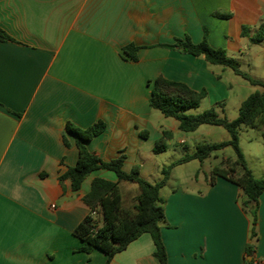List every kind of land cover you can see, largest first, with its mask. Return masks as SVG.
<instances>
[{"label":"crops","instance_id":"1","mask_svg":"<svg viewBox=\"0 0 264 264\" xmlns=\"http://www.w3.org/2000/svg\"><path fill=\"white\" fill-rule=\"evenodd\" d=\"M263 21L264 0H0V28L14 39L0 40V264H105L99 250L81 252L73 232L91 213L83 197L93 179L116 182L117 176L96 170L78 191L69 179L59 180L79 157L67 123L86 129L104 121L106 130L87 149L105 161L124 151L126 172L139 164L144 179L155 178L161 170L156 142L164 131L180 129L177 120L166 127L168 120L151 107L148 81L162 75L206 89L212 105L231 90L225 70L160 45L186 36L199 43L207 28L212 47L241 52L248 38L242 27L252 35ZM129 44L140 47L136 62L123 59ZM260 146V162L247 163L264 178ZM122 183L134 182L119 184L124 206L132 208L140 187L127 199ZM240 193L222 177L167 192L161 234L168 264H245L251 223ZM257 231L253 260L264 264V192ZM155 250L144 233L109 264H160Z\"/></svg>","mask_w":264,"mask_h":264},{"label":"trees","instance_id":"2","mask_svg":"<svg viewBox=\"0 0 264 264\" xmlns=\"http://www.w3.org/2000/svg\"><path fill=\"white\" fill-rule=\"evenodd\" d=\"M215 15L223 18L231 17L230 14L225 13ZM207 34L208 30L205 28L204 38L199 43H194L189 36H186L176 38L173 44L160 46L183 54L203 57L209 65L229 69L252 86L259 87V90L250 94L241 103L238 117L229 120L225 116H220L215 107L197 114L187 113L200 106L202 100L207 97L206 89L196 91L184 83L166 79L162 75L148 81V85L152 87L149 102L153 109L158 110L165 117L177 120L179 129L183 132H195L203 125L220 126L229 133V140L198 144L193 153L185 154L179 160L165 166L161 171L162 178L158 182L151 183L140 175L139 164L135 165L131 172L123 169L126 160L124 151H121L118 157L105 161L87 149L85 143L106 130L107 125L104 121L100 120L86 129L79 128L70 122L67 123L66 133L77 137L79 157L77 164L61 174L59 180L63 182L69 179L72 190L78 191L87 177L96 170H109L117 176L116 182L94 178L90 191L83 197V202L89 207L91 213L73 232L83 243L80 248L81 252L89 254L94 250H99L106 257L105 264H109L117 253L125 250L144 233H148L156 247L155 257L160 264H168V254L161 234L162 227L166 225V198L162 196L161 191L168 184L172 169L192 160L203 163L215 152L231 147L235 153L234 161L225 168L214 167L208 182L213 185L216 177H222L239 187L241 191L239 202L251 223L249 243L245 251V264H256L253 258L258 241L259 197L264 192V178H257L249 167L240 147V133L243 128H253L259 130L264 139V82L241 70L240 63L230 57L226 49L212 47L208 42ZM242 36L248 37L252 44L261 43L264 40V21L259 24L258 30L252 35L249 34V27L243 26ZM0 40L14 41L2 28H0ZM139 49L140 47L134 44L125 46L122 50L123 59L138 61ZM217 105L223 107L222 103ZM142 135L147 136L146 133ZM172 137L173 134L170 131H164L153 151L155 153L166 151ZM64 142L69 146L66 136H64ZM121 182H134L140 187L138 203L132 208L124 206L119 188Z\"/></svg>","mask_w":264,"mask_h":264},{"label":"rangeland","instance_id":"3","mask_svg":"<svg viewBox=\"0 0 264 264\" xmlns=\"http://www.w3.org/2000/svg\"><path fill=\"white\" fill-rule=\"evenodd\" d=\"M246 47L241 52H227L228 55L236 59L240 63V68L244 72L251 75L253 78L264 82V40L259 44H252L249 38L245 39ZM217 71L225 70L224 79L231 86L230 96L224 102L223 107L212 105L209 98L202 100L197 109H191L187 113L197 114L212 107H215L220 116H225L229 120H234L238 117V110L241 103L253 92L259 90V87L252 86L243 78L235 75L229 69H223L220 66H213ZM156 114H161L156 111ZM162 116V115H161ZM166 127H170L173 122H177L173 118L163 117ZM169 129V128H168ZM186 139V146L179 144L180 139ZM230 139V135L223 127L203 125L195 132H183L181 130L174 132L173 137L168 142L167 150L158 153L157 156L161 170L155 178L149 180L151 183L158 182L161 178V171L165 166H169L179 160L185 154H191L195 147L200 143H219ZM264 139L261 132L253 128H243L240 133V147L250 166H255L261 160V143ZM150 153L149 155H152ZM235 159V153L231 147H227L221 151L215 152V155L205 160L201 164L197 160H192L188 163L178 165L172 169L168 184L162 189L161 194L165 198L167 192H170L176 187H189L198 189L205 186V178L209 181L214 167H227L230 162ZM196 175H198L196 177ZM198 178V182L196 180ZM128 186H131L132 192L126 195ZM121 190L124 197L127 199L137 195L140 190L135 183H122Z\"/></svg>","mask_w":264,"mask_h":264},{"label":"water","instance_id":"4","mask_svg":"<svg viewBox=\"0 0 264 264\" xmlns=\"http://www.w3.org/2000/svg\"><path fill=\"white\" fill-rule=\"evenodd\" d=\"M249 259H251V257H249Z\"/></svg>","mask_w":264,"mask_h":264},{"label":"built area","instance_id":"5","mask_svg":"<svg viewBox=\"0 0 264 264\" xmlns=\"http://www.w3.org/2000/svg\"><path fill=\"white\" fill-rule=\"evenodd\" d=\"M256 264H259V263H256Z\"/></svg>","mask_w":264,"mask_h":264}]
</instances>
